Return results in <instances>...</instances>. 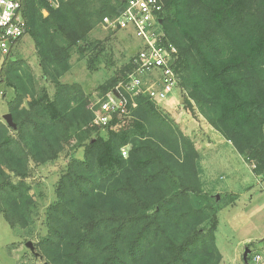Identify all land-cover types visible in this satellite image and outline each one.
<instances>
[{
	"label": "trees",
	"instance_id": "obj_1",
	"mask_svg": "<svg viewBox=\"0 0 264 264\" xmlns=\"http://www.w3.org/2000/svg\"><path fill=\"white\" fill-rule=\"evenodd\" d=\"M162 1L161 31L179 52L174 69L185 107L264 178V0ZM126 3L67 0L52 9L23 1L43 77L56 91L52 97L25 63L5 56L0 84L14 91L16 128L0 120V216L12 229L27 228L34 169L82 148V158L69 156L46 211L48 232L35 244L43 262L221 264L224 206L204 190L194 142L147 97L136 99L132 118L114 116L103 127L82 87L61 82L73 54H90L91 69L100 61L103 43L90 35ZM133 59L99 87L103 98L133 70ZM226 198L229 205L234 196Z\"/></svg>",
	"mask_w": 264,
	"mask_h": 264
},
{
	"label": "rangeland",
	"instance_id": "obj_2",
	"mask_svg": "<svg viewBox=\"0 0 264 264\" xmlns=\"http://www.w3.org/2000/svg\"><path fill=\"white\" fill-rule=\"evenodd\" d=\"M108 20L90 35V39L103 43L104 51L100 61L91 69L88 65L90 54L80 56L75 53L71 59V70L61 78L63 84L80 85L85 95L93 102L95 110L96 104L103 100L99 87L118 75L123 67L132 61L140 48V41L131 31L116 29L112 26L114 19ZM4 59L5 55L0 52V71ZM10 59L13 62L25 63L36 77L39 88H46L49 94L54 96L55 85L43 77L36 45L30 35L12 49ZM171 96L173 98L171 105L161 110L188 137H193L195 146L200 147V144H203L205 147L201 158L203 166L209 171L208 174L202 170L205 192L210 195L222 194L223 198L219 203L222 202L224 208L228 207L225 205L229 200L226 198L227 195L238 194L241 198L239 208L234 210L235 213H239L237 215L239 217L230 223L229 228L224 225V220L230 217L233 210L223 208L219 213L223 220L217 233V246L225 257L221 264H245L243 255L246 247L250 245L246 243L248 240L253 242L249 247L252 250V264H255L254 257L257 254H261L260 264H264V180L262 183L256 178L250 165L232 145L225 143L216 151L208 149L206 145L210 141L205 138L206 130L203 126L207 125V121L202 119L197 110L193 112L185 107L183 101L186 94L180 88ZM13 100V89L0 84V120L5 123L4 117L9 114ZM72 152L76 158L80 159L83 156L82 148L69 149L58 160L34 169L29 182L33 185L36 204L27 228L12 229L4 217L0 216V264H41L35 261L25 244L29 241L36 244L47 235L46 211L56 199V184L64 173ZM223 210L225 211L222 212ZM220 233L223 235L222 238ZM225 235L229 236V240Z\"/></svg>",
	"mask_w": 264,
	"mask_h": 264
},
{
	"label": "built area",
	"instance_id": "obj_3",
	"mask_svg": "<svg viewBox=\"0 0 264 264\" xmlns=\"http://www.w3.org/2000/svg\"><path fill=\"white\" fill-rule=\"evenodd\" d=\"M23 1L0 0V52L5 56L28 35ZM43 1L50 8L58 9L67 0ZM123 7V12L113 20L112 26L131 31L140 41V48L133 59V70L96 104L95 120L103 127H107L114 116L123 122L132 118L137 107L136 99L140 97H147L160 109L168 108L173 99L171 95L179 89V78L174 69L179 52L173 44L164 42L161 31L163 1L127 0ZM122 152L125 158L128 157L127 148ZM261 260L260 255L254 257L255 264Z\"/></svg>",
	"mask_w": 264,
	"mask_h": 264
},
{
	"label": "crops",
	"instance_id": "obj_4",
	"mask_svg": "<svg viewBox=\"0 0 264 264\" xmlns=\"http://www.w3.org/2000/svg\"><path fill=\"white\" fill-rule=\"evenodd\" d=\"M171 103V102H170ZM171 105V104H170ZM202 119L204 120V121H206L203 117H202ZM203 126L205 127V130H206V136H205V138L206 139H208L210 142L206 145V147L208 148V149H210V150H217L218 149V147L219 146H221V145H223V144H225V143H228V144H230V145H232L230 142H228L227 140H225V138L219 133V132H217L213 127H211L208 123H207V125H204L203 124ZM202 134V133H201ZM192 135V134H191ZM190 135V136H191ZM192 141H193V137H189ZM214 140V141H213ZM197 146V145H196ZM195 146V147H196ZM233 146V145H232ZM196 149L199 151V153H200V155H201V158L203 157V149H205V147L203 146V144H200V147H196ZM250 165V164H249ZM201 167H202V170H205L208 174H209V171H208V169L206 168V167H204L203 166V162H201ZM250 167H251V169H252V171H253V167L250 165ZM255 175V174H254ZM256 176V175H255ZM256 178L257 179H259V180H261V182L263 183V180H264V178H262V177H258V176H256ZM216 195H221V194H219V193H217ZM233 196H234V199H233V201H231L230 202V204L228 205V207H225L224 209L225 210H233V213H231L230 212V217L227 219V220H224V225L226 226V227H228L229 228V225H230V223L231 222H235V220L236 219H238V217L239 216H237L238 214L237 213H235L234 212V210H236V209H238L239 208V206H240V202H241V198H240V196L238 195V194H232ZM230 207V208H229ZM229 208V209H228ZM225 210H223L222 212H224ZM229 212V211H228ZM224 214V213H223ZM222 217L220 218L219 217V221H220V224H219V228H220V226H221V223H222ZM219 228H218V230H219ZM217 233H218V231H217ZM226 236V235H225ZM216 237H217V241H218V236H217V234H216ZM223 237V235L220 233V238H222ZM226 238L229 240V236L227 235L226 236ZM252 240H248L246 243H249V244H252L253 242H251ZM222 254V253H221ZM257 255H259V254H257ZM222 256H223V260H225V257H224V255L222 254ZM260 256H261V254H260ZM222 260V261H223ZM261 262H262V260H261ZM260 262V263H261ZM259 263V264H260Z\"/></svg>",
	"mask_w": 264,
	"mask_h": 264
},
{
	"label": "water",
	"instance_id": "obj_5",
	"mask_svg": "<svg viewBox=\"0 0 264 264\" xmlns=\"http://www.w3.org/2000/svg\"><path fill=\"white\" fill-rule=\"evenodd\" d=\"M126 1V0H124ZM124 10V7L122 6L120 9H119V14L122 13ZM184 102V101H183ZM182 102V103H183ZM4 120L6 121V124L9 126V127H12V128H16V125L13 121V117L12 115L9 113L8 115H6L4 117ZM215 198L217 200V202L220 201L221 197L220 195H215ZM26 248L32 253V255L34 256L35 258V261L38 263V262H41L42 264H48L46 262H43V258L41 257V255L37 252V248H36V245L29 241L25 244ZM252 254V250L249 248V247H246L245 251H244V255H243V260L245 262V264H248V259L249 257L251 256Z\"/></svg>",
	"mask_w": 264,
	"mask_h": 264
}]
</instances>
